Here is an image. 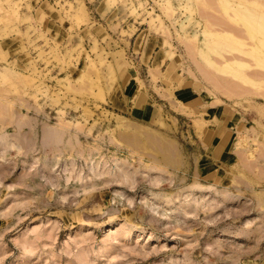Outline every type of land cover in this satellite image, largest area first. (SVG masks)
Listing matches in <instances>:
<instances>
[{"label": "rangeland", "instance_id": "374dc122", "mask_svg": "<svg viewBox=\"0 0 264 264\" xmlns=\"http://www.w3.org/2000/svg\"><path fill=\"white\" fill-rule=\"evenodd\" d=\"M0 264H264V0H0Z\"/></svg>", "mask_w": 264, "mask_h": 264}, {"label": "crops", "instance_id": "0c3cea01", "mask_svg": "<svg viewBox=\"0 0 264 264\" xmlns=\"http://www.w3.org/2000/svg\"><path fill=\"white\" fill-rule=\"evenodd\" d=\"M40 1L43 2L45 0H40ZM33 2L36 3V0H31V3H33ZM101 3L102 2L99 1V17H98L99 20H104V19H108V18H112L114 20L115 19L119 20V18L121 16L120 15L116 16L114 14L115 13L114 8H116L117 6L116 7L112 6L111 9H105V8L103 9V8H101L102 7ZM114 16H116V17H114ZM126 16L129 17L130 14L127 13ZM34 17H37V14L34 15ZM124 21H125V18H121V21H118L117 27L115 26L114 21H112V23L114 24V25H112V27L109 24H107L108 26H105V25L101 26L100 24H102V23L99 21V43L101 44V46H105L101 42V41H103V39H101L102 34L104 35L105 33H107L111 37L117 36L118 40H116V42L119 44L118 46H143L145 48V52L147 55H151L155 52V56L158 55L160 57L159 64L162 66L163 65L162 63L165 61L163 56L165 55V51L167 50L166 46H171L169 39L166 36H163V35L159 34L158 32H155V30L153 31L149 27L148 28L144 27V28L140 29L136 26L137 30L135 32L131 33L130 32V31H132L131 26H135L134 23H129V21H130V19H129L128 24L124 23L121 26L120 24ZM138 23L142 24L144 22L141 21ZM123 31L125 32V34H123ZM121 35H125V38H124V36L121 37ZM111 39L114 40V38H111ZM111 46H113V45H111ZM160 51L162 53H160ZM160 68H162V67H160ZM160 78H159V80H160Z\"/></svg>", "mask_w": 264, "mask_h": 264}]
</instances>
